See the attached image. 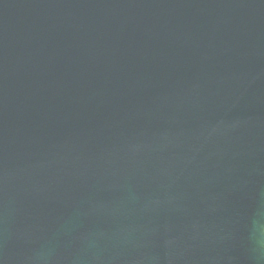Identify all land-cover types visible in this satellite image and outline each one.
<instances>
[{"label":"water","instance_id":"95a60500","mask_svg":"<svg viewBox=\"0 0 264 264\" xmlns=\"http://www.w3.org/2000/svg\"><path fill=\"white\" fill-rule=\"evenodd\" d=\"M0 264H264V0H0Z\"/></svg>","mask_w":264,"mask_h":264}]
</instances>
